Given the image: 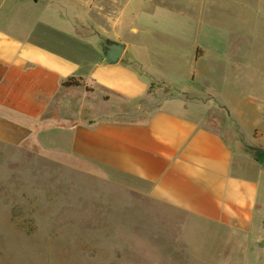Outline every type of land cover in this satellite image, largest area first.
<instances>
[{
  "label": "crops",
  "instance_id": "1",
  "mask_svg": "<svg viewBox=\"0 0 264 264\" xmlns=\"http://www.w3.org/2000/svg\"><path fill=\"white\" fill-rule=\"evenodd\" d=\"M187 1L0 0V145L79 160L176 210L202 262L264 264V168L234 146H255L233 121L238 108L203 95L200 108L224 111V134L187 99L143 120L122 108L154 82L197 97L190 88L208 55L242 63L200 42V1ZM231 3L210 0L209 14L218 22ZM101 39L125 44L119 62H105ZM69 77L84 85L62 87Z\"/></svg>",
  "mask_w": 264,
  "mask_h": 264
},
{
  "label": "rangeland",
  "instance_id": "2",
  "mask_svg": "<svg viewBox=\"0 0 264 264\" xmlns=\"http://www.w3.org/2000/svg\"><path fill=\"white\" fill-rule=\"evenodd\" d=\"M199 1L200 42L242 63L208 55L190 88L197 97L154 82L143 99L122 108L143 120L167 99H187L224 134V111L200 108L211 93L218 104L238 108L233 121L247 144L264 145V0H232V14L217 15L218 22L209 14L210 0ZM234 146L264 168L262 148ZM181 230L176 210L96 167L29 143L0 145V264H208L188 254Z\"/></svg>",
  "mask_w": 264,
  "mask_h": 264
},
{
  "label": "water",
  "instance_id": "3",
  "mask_svg": "<svg viewBox=\"0 0 264 264\" xmlns=\"http://www.w3.org/2000/svg\"><path fill=\"white\" fill-rule=\"evenodd\" d=\"M124 49V43L101 39L100 50L105 62L109 65L119 62L123 55Z\"/></svg>",
  "mask_w": 264,
  "mask_h": 264
},
{
  "label": "trees",
  "instance_id": "4",
  "mask_svg": "<svg viewBox=\"0 0 264 264\" xmlns=\"http://www.w3.org/2000/svg\"><path fill=\"white\" fill-rule=\"evenodd\" d=\"M84 84L82 83V79L81 78H76V77H69L66 80H64L61 83V86L64 88H69V87H79V86H83ZM262 155H264V151L261 152ZM254 158L260 162V160L258 158H256L254 156Z\"/></svg>",
  "mask_w": 264,
  "mask_h": 264
}]
</instances>
